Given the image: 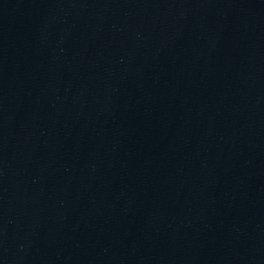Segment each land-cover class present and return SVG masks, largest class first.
Listing matches in <instances>:
<instances>
[{
  "label": "water",
  "instance_id": "95a60500",
  "mask_svg": "<svg viewBox=\"0 0 264 264\" xmlns=\"http://www.w3.org/2000/svg\"><path fill=\"white\" fill-rule=\"evenodd\" d=\"M0 264H264V0H0Z\"/></svg>",
  "mask_w": 264,
  "mask_h": 264
}]
</instances>
